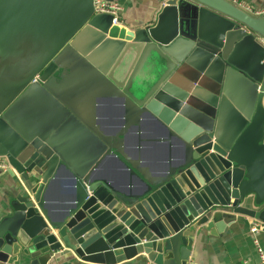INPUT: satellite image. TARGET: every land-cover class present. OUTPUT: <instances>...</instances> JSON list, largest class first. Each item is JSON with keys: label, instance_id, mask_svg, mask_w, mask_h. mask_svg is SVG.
<instances>
[{"label": "water", "instance_id": "water-1", "mask_svg": "<svg viewBox=\"0 0 264 264\" xmlns=\"http://www.w3.org/2000/svg\"><path fill=\"white\" fill-rule=\"evenodd\" d=\"M153 1L155 22L132 29L94 14L93 0H0V156L17 179L1 264L139 253L189 264L198 229L264 222V15L228 0ZM84 86L122 98L137 125L161 118L181 157L160 172L131 157L126 126L106 134L68 96ZM57 123L85 138L89 156H64ZM107 157L127 182L100 170ZM61 167L71 189L55 214L46 194Z\"/></svg>", "mask_w": 264, "mask_h": 264}, {"label": "crops", "instance_id": "crops-1", "mask_svg": "<svg viewBox=\"0 0 264 264\" xmlns=\"http://www.w3.org/2000/svg\"><path fill=\"white\" fill-rule=\"evenodd\" d=\"M123 8L122 16L127 27L136 29L153 24L158 9L153 0H116ZM254 6H262L264 0H241ZM104 88L81 87L72 96L78 101L83 116H95L96 125L106 134H113L121 127L125 128L124 147L131 156L140 159L153 172H160L167 167L168 159L178 160L182 147L179 137L169 135L166 123L155 116H142L137 125L135 115L128 112L124 100L118 96L108 94ZM72 98V99H73ZM95 99V102L92 99ZM59 141L64 144L62 150L66 158L83 159L88 155L89 147L83 136L77 137L65 124L57 123L53 128ZM169 139V140H168ZM100 170L112 177L117 183L128 181L124 166L112 157L105 158L100 164ZM71 170L61 167L55 180L47 191V200L52 211L59 214L69 202ZM16 177L8 171L0 170V218L11 214L7 206L9 195L14 189ZM252 219H244L227 224L221 231L215 230L208 234L204 229H198L193 239L189 264H234L247 261L253 264L257 261L256 246L249 227ZM259 246L264 251V231L256 233ZM151 261L144 253H139L129 259L113 264H150ZM1 264V263H0ZM49 264H96L67 257L57 256ZM104 264V263H100Z\"/></svg>", "mask_w": 264, "mask_h": 264}, {"label": "built area", "instance_id": "built-area-1", "mask_svg": "<svg viewBox=\"0 0 264 264\" xmlns=\"http://www.w3.org/2000/svg\"><path fill=\"white\" fill-rule=\"evenodd\" d=\"M231 2L233 5L237 6L238 8L242 9L243 11L247 12L249 15L253 17H259L264 15V4L262 6H254L249 3H246L241 0H228ZM93 7H94V14H99V13H107L112 15V24H117V25H124L125 24V19L122 16V11L123 8L120 5L119 2L116 0H93ZM9 164L7 160L4 157L0 156V170L2 171H8ZM249 230L251 234L253 235V241L256 246V251H257V261L253 264H264V251L259 246L258 239L256 238V233L258 231H264V222L257 221V220H252L250 223ZM154 264V263H150ZM234 264H249L247 261L243 260L240 262H236Z\"/></svg>", "mask_w": 264, "mask_h": 264}]
</instances>
